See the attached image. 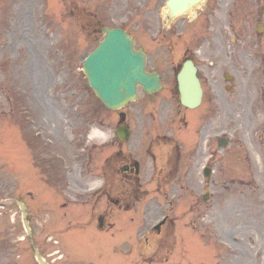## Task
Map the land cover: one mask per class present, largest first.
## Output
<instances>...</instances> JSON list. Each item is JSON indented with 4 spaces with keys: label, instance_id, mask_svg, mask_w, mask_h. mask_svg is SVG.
Here are the masks:
<instances>
[{
    "label": "rangeland",
    "instance_id": "1",
    "mask_svg": "<svg viewBox=\"0 0 264 264\" xmlns=\"http://www.w3.org/2000/svg\"><path fill=\"white\" fill-rule=\"evenodd\" d=\"M105 0H0V67L2 66L3 72L0 74V199L6 201L7 206L4 209H0V231H4L3 235L6 236L2 239V242L11 243L8 239V235L11 231L8 229H15L20 235H24V229L21 225V214L18 207L12 203L14 199H18L22 196V193L18 192L17 181L26 186L27 189L24 192L33 191L36 186V180L33 183L34 174L31 171L24 169L23 159L19 155L13 156L17 150V140L13 134H8L5 131L6 122L15 127L17 124H27L23 118L19 116V108L13 101L12 107L9 105L8 99L12 97L14 99L16 89L19 88V97L21 99L24 111H27V115L30 117L29 123L35 121L44 126L47 130L52 129L54 132L56 129V122L58 119L62 122L61 113L65 106H70L72 103L71 113L75 109H79L78 105L81 102L77 98H72L71 93H67L63 80L69 77H76L78 80L81 77V63L83 58L90 53L92 42L85 44L86 35L81 30L80 19L75 13L74 17H69L68 13L75 9L80 8V4L83 2V7L88 11H100L104 17L108 14V3ZM159 1V0H158ZM158 1L149 0V7L147 10H143L135 5L134 15L132 18L117 17L114 22L104 23L111 24L110 26H117L120 24H127L128 29L137 39L138 45L145 47V49L152 55L153 61L150 63L151 67L159 68L164 73L166 82V92L160 96V101L165 99L174 100V108L178 109V98L176 95L168 97V87L174 83V74H172V65H175L182 53L175 48L163 49L162 41L160 38L159 30L161 27V11L158 6ZM78 10V9H76ZM104 20H106L104 18ZM217 24V21L214 22ZM252 27V34H254V28ZM215 33V32H214ZM226 37V36H225ZM220 38V40H219ZM211 42H214L216 47L210 45V62H214L215 66L210 64V70L205 69V65H208V61L202 59L199 60L201 66L204 67L202 72L204 78L210 73V81L206 80L208 97L210 96V149L214 154L213 162L211 166L214 168L213 179H223L225 177H236L247 179V182H251L241 188H250L252 194L253 188H260L257 194L249 195L247 197L248 204L259 202L258 212H253L254 217L243 216L244 220L257 221V228L259 231L256 233L252 231L250 236L256 241L257 244L262 243V255H264V164L258 162L255 158L249 159L247 155L242 152V144L240 142L241 136L247 132L254 136V128L249 127L247 123V116L243 115L246 106L250 107L251 112H256L260 109V99L258 93L261 91V82L264 77L259 72L256 61L250 62L247 57L240 58L235 65L236 71L233 73L234 79L228 83L221 77L220 58L217 53V48L222 45L227 47L231 44L228 38L222 41V36L216 35ZM252 48L255 46V42L249 44ZM254 45V46H253ZM254 51V49H249ZM207 55V54H206ZM227 60V59H226ZM235 60V58L233 59ZM248 65L244 67L246 62ZM252 67L248 72L246 69ZM68 68L67 70H65ZM6 69V71H5ZM223 69L227 70L226 67ZM70 71V72H69ZM4 73V74H3ZM32 75V77H31ZM53 78V81H52ZM62 78V79H61ZM38 81V82H37ZM37 84V85H36ZM227 87H230L229 89ZM37 100V109L34 110L32 106L33 100ZM87 102H91L96 106H100L98 112L99 120L106 131L107 138L112 139V128L119 121L115 112H106L104 108H101L100 102L95 99L94 96L86 94ZM158 101V100H157ZM158 101V102H160ZM75 104V105H74ZM247 107V108H248ZM82 108V107H80ZM89 108V106H88ZM141 109H145L143 101L134 104L127 112L130 115V119L133 122L138 123V118ZM87 108H84L87 114ZM6 112V113H5ZM204 112V109H200L198 112L191 113L183 111L182 115L186 117L184 121H187V125H183V134L189 138L195 134L197 130L196 121L198 115ZM252 113H248L250 116ZM73 115V114H71ZM74 116V115H73ZM254 116H251V118ZM193 118V120H190ZM46 124V126H45ZM28 125V124H27ZM52 126V127H51ZM8 127V126H7ZM10 128V127H8ZM8 132L9 130L6 129ZM225 133V134H223ZM50 134L48 136H52ZM231 136L232 146L225 150H218L216 140L220 136ZM234 135V136H233ZM52 138V137H49ZM102 138L101 140H103ZM238 141V143H237ZM47 145H50L49 143ZM7 153H1L6 151ZM198 149H201L199 147ZM218 150V151H217ZM257 151L256 149H254ZM96 152V151H95ZM72 154V153H71ZM200 153L197 155L196 167H198L197 174V187L199 197V215L202 212L204 217H200L198 226L199 231L196 234L199 236L198 241L206 243L207 247H210V207L212 209L215 206L218 207V211H224V206L230 202L231 197L223 195L221 199H215L214 201L204 204L201 196L204 194V188L207 184L210 185V180H205L199 174L200 166L206 158V155L200 157ZM242 156V157H240ZM17 168L13 175L5 174L3 171L5 163L6 170L12 172V166ZM70 163L72 164L71 155ZM252 174V175H251ZM226 180H228L226 178ZM16 182V186L15 185ZM186 185H189L187 180ZM50 184V183H49ZM35 185V186H34ZM54 186L55 184H50ZM22 187V186H21ZM67 188L63 185L62 189ZM45 191L46 188H44ZM234 189V188H232ZM249 190V189H248ZM216 195L225 193L221 188L214 190ZM238 191V190H237ZM30 193V192H29ZM29 193L27 195H29ZM184 190L178 192V195H182V202L179 200L176 204L180 206H188L190 198ZM263 193V195H262ZM252 199H254L252 201ZM23 200H28L23 196ZM11 201V203L9 202ZM218 203V204H217ZM255 209V207L253 208ZM178 210V209H177ZM30 211V209H29ZM222 219H230L223 217ZM194 220V219H193ZM36 221L38 224L36 225ZM47 221L40 214L39 219L32 216V222L35 223L38 230V239L41 242H45V236L49 232L48 228H42L40 225ZM178 235L183 234L187 236L188 240L194 241L195 234L191 229L187 227L185 222H179L177 228ZM55 234V239L59 241V244L43 243L40 250L52 264H76V262L63 259L59 260L61 255H57L59 251L62 255L70 257L69 251L83 256L88 264H112L113 260L125 259L120 254V249L126 244L117 241L118 250L115 249L116 244L106 245L103 243H93L84 240L86 245L78 246L77 243L61 242L58 237L59 234ZM1 235L0 237H4ZM203 237H205L203 239ZM14 236L10 237L13 241ZM80 238V237H72ZM83 239V238H82ZM76 240L81 241L82 240ZM9 245V244H8ZM27 245V244H26ZM0 249V264L7 263V255L5 253V246H1ZM73 247V248H71ZM80 251V253H79ZM23 258H26L28 264H31L27 259V250L24 248ZM209 253L198 251L199 258H207L210 262V250ZM32 258V254H30ZM264 258V256H263ZM67 260V261H66ZM174 259L169 264H174ZM264 262V259L262 260ZM16 264H25L21 260ZM32 259V264H33ZM114 264H117L114 262Z\"/></svg>",
    "mask_w": 264,
    "mask_h": 264
},
{
    "label": "flooded vegetation",
    "instance_id": "2",
    "mask_svg": "<svg viewBox=\"0 0 264 264\" xmlns=\"http://www.w3.org/2000/svg\"><path fill=\"white\" fill-rule=\"evenodd\" d=\"M259 3L260 19L263 20L264 0H259ZM210 7V0H206V3L196 12L197 19H208L209 32ZM185 16L189 18V14ZM134 132L137 140L132 141L133 145L126 150L123 143H118L113 153L112 169L109 168V171L106 172L108 180L99 193L100 198H107L111 204L98 215L97 220L101 226L110 227L109 218H117L119 214L133 212L137 206L136 201L141 200L140 196L150 194V191L145 188L146 185L156 184L158 191H161L167 180L177 179L182 175V147L173 134L172 138L167 139L166 135L157 129L150 130L145 126L141 128L138 125ZM261 143L264 145V137ZM143 212L145 217L150 215L155 218L157 210L147 205ZM242 233L243 230L236 226L231 229L229 235L223 234L218 242L212 245L213 254L210 255V264H244L248 257L245 251L230 255L225 253L222 245L231 242L232 245L242 249L241 239L245 238ZM159 234L156 237L155 249L153 248V251L149 253V258L156 259L160 254V249L167 241L165 233L162 235V229L159 230ZM145 240L149 244V238L145 237Z\"/></svg>",
    "mask_w": 264,
    "mask_h": 264
},
{
    "label": "water",
    "instance_id": "3",
    "mask_svg": "<svg viewBox=\"0 0 264 264\" xmlns=\"http://www.w3.org/2000/svg\"><path fill=\"white\" fill-rule=\"evenodd\" d=\"M92 86L110 108H120L136 96V85L153 92L159 87L157 75L144 73V57L133 50V42L121 31L111 32L108 40L89 61ZM183 103L194 107L201 91L196 74L189 65L181 77Z\"/></svg>",
    "mask_w": 264,
    "mask_h": 264
},
{
    "label": "bare ground",
    "instance_id": "4",
    "mask_svg": "<svg viewBox=\"0 0 264 264\" xmlns=\"http://www.w3.org/2000/svg\"><path fill=\"white\" fill-rule=\"evenodd\" d=\"M97 135H101V133L93 132V134H92V138H94V137L97 136ZM101 136H102V135H101Z\"/></svg>",
    "mask_w": 264,
    "mask_h": 264
}]
</instances>
